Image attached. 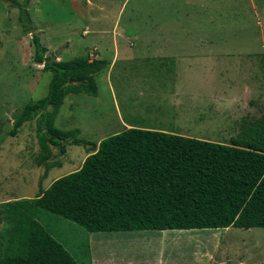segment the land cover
I'll return each mask as SVG.
<instances>
[{
  "label": "rangeland",
  "instance_id": "obj_1",
  "mask_svg": "<svg viewBox=\"0 0 264 264\" xmlns=\"http://www.w3.org/2000/svg\"><path fill=\"white\" fill-rule=\"evenodd\" d=\"M25 9L26 30L17 19V8L0 0V255L11 225L4 218V202L32 197L39 187L78 169L87 146L121 131L125 117L223 143L249 125L264 124V51L256 48L259 30L254 19L258 14L264 20V0H28ZM84 26L87 33H82ZM33 33L51 60L88 56L109 65L93 75L95 95L63 97L53 125L76 128L75 136L85 142L72 145L67 138L64 152L47 143L46 163L59 165L48 169L44 178L43 163H36L41 149L35 120L9 134L12 114L43 97L51 75L32 61ZM149 40L161 41L166 49H146ZM142 51L151 59L137 60L136 54H145ZM146 67L155 69L149 81L142 72ZM37 219L79 264H99L102 256L107 258L103 264H198L188 258L194 252L190 248L208 249L215 243L210 264H228L229 258L241 260L239 264H264L263 257L251 255L264 249V227L181 229L167 235L140 232L150 229L88 232L41 210ZM157 238L179 244L163 246V253L152 252Z\"/></svg>",
  "mask_w": 264,
  "mask_h": 264
},
{
  "label": "trees",
  "instance_id": "obj_2",
  "mask_svg": "<svg viewBox=\"0 0 264 264\" xmlns=\"http://www.w3.org/2000/svg\"><path fill=\"white\" fill-rule=\"evenodd\" d=\"M4 1L17 8L18 21L28 29V0ZM31 45L32 61L51 75L45 95L12 114L9 134L35 120L41 149L36 163H43L44 178L48 169L59 165L46 163L47 143L64 152L67 138L72 145L85 142L75 136L76 128L53 125L63 97L95 95L93 75L106 61L88 56L51 60L34 33ZM129 120L140 127L123 128L89 144L78 169L39 187L32 197L4 202V218L11 225L0 264H79L38 221L39 210L88 232L264 227V124L249 125L223 143Z\"/></svg>",
  "mask_w": 264,
  "mask_h": 264
},
{
  "label": "crops",
  "instance_id": "obj_3",
  "mask_svg": "<svg viewBox=\"0 0 264 264\" xmlns=\"http://www.w3.org/2000/svg\"><path fill=\"white\" fill-rule=\"evenodd\" d=\"M85 3H87L86 1H85ZM261 10H263L262 8H260ZM255 20H256V27H258V30H259V37H258V35H257V47L256 48H258V49H260V50H262V48H263V50L262 51H264V20H260L259 18H258V14L256 15V18H254ZM262 21V22H261ZM250 21H248L247 22V25L246 26H248V27H250ZM85 27V26H84ZM87 31H88V28L87 27H85L84 28V31H82V33H84V32H86L87 33ZM262 36V37H261ZM113 40V39H112ZM207 43V42H206ZM205 43V44H206ZM199 44L201 45V47L203 46V44L201 43V42H199ZM208 44V43H207ZM145 45H146V49H148V50H150V49H159V50H162V49H166V45L165 44H163L161 41H157V40H149L147 43H145ZM149 45V46H148ZM96 46V45H95ZM142 48H143V46H142V44L140 45ZM97 47V46H96ZM137 47V45L135 46V48ZM208 47L209 48H212L213 47V45L212 44H208ZM248 48H254V47H248ZM146 49H144L143 48V50H146ZM142 52H144L145 54H142V53H140V54H136V56L135 57H137V60L140 58V56H142L143 58H142V60H145V61H147V60H150L151 59V57H149L148 56V54L149 53H146V51H142ZM151 55L153 56V54L151 53ZM134 57V58H135ZM153 62V61H152ZM109 66V65H108ZM108 66H106V69H104L105 71L108 69ZM102 70V69H101ZM100 70V71H101ZM145 70H147V71H142V72H146L147 74H144V76L145 77H147V80L149 81V77H148V74H150L149 72H151V71H154L153 69H149L148 70V68L146 67V69ZM99 73V72H98ZM97 73V74H98ZM96 75V74H95ZM107 75V74H106ZM94 77V76H93ZM106 87L109 89V91L111 90L110 89V86H109V81H108V79L106 78ZM137 96H143L142 95V92L141 91H137ZM142 104H143V102H142ZM117 107V106H116ZM130 117H125V120L126 121H122L121 122V126H122V128H128V127H131V126H139V125H136V124H132L131 122H130ZM144 121V120H143ZM140 127V126H139ZM141 127H146V125H141ZM156 129V128H155ZM181 135V134H180ZM87 153H86V150H85V152H84V156L86 155ZM84 158V157H83ZM227 227H222V228H206V229H213V230H217V229H222V230H225ZM235 228H238V227H235ZM249 228H252V227H249ZM260 228H262V227H260ZM243 229H248V228H243ZM185 230V229H184ZM130 231H137V230H130ZM179 231H182L181 229H150L149 231H140L141 233H146V234H153V233H160V234H162V233H167V235H171L170 233H172V234H178V233H180ZM102 232H108V231H102ZM159 234V235H160ZM159 237V236H158ZM157 240L158 241H156V242H154V243H151V244H155V247H156V249H154L152 252H154V251H156V252H158V253H163V246H171V245H178L179 243V240H176V241H172V242H168V240L166 239L165 241H159V238H157ZM192 241H195L194 239H191ZM190 240V242H192ZM103 241H106V240H103ZM183 241V240H182ZM142 242V241H141ZM183 242H185V241H183ZM217 242V241H216ZM108 243V245L110 244V243H113V242H107ZM102 244V243H101ZM102 245H105V244H102ZM215 245H216V243L215 244H213L212 245V247H210V248H208V249H205V247H198V246H195L194 248L192 247V248H190V249H192V250H194V252H192V253H190L189 255V259L191 260V261H195V262H197L198 264H210V263H212V259L213 258H211V256H212V254L214 255L217 251L215 250ZM208 250V251H207ZM252 250H255V248H253ZM261 250H263V253H264V249H259V250H255L256 252L254 253V252H251V255H253V254H255L256 255V257H263V259H264V254H257L258 252L260 253L261 252ZM207 251V252H206ZM107 260V258H106V256H102L101 257V263H99V264H103L105 261ZM213 261H215V260H213ZM226 261V260H225ZM228 261H230V262H228ZM228 264H239V263H241V260H239V259H237V260H231L230 258L228 259ZM236 263H235V262ZM93 263H94V259H93ZM215 263H216V261H215ZM220 263H224V262H217V264H220ZM247 263H252V262H247ZM128 264H130V263H128ZM182 264V263H181ZM253 264V263H252Z\"/></svg>",
  "mask_w": 264,
  "mask_h": 264
}]
</instances>
